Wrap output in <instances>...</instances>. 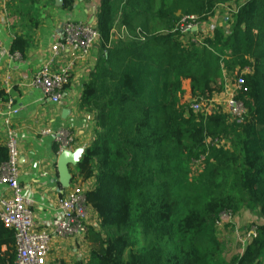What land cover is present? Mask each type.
Listing matches in <instances>:
<instances>
[{
	"label": "trees",
	"instance_id": "obj_1",
	"mask_svg": "<svg viewBox=\"0 0 264 264\" xmlns=\"http://www.w3.org/2000/svg\"><path fill=\"white\" fill-rule=\"evenodd\" d=\"M62 1L74 9L75 0ZM234 1L101 0L100 57L80 101L94 112L96 130L73 175L93 181L87 204L103 232L88 264H264V223L231 261L216 228L244 207L264 222V0L243 3L227 36L186 42L176 31L181 16L203 25ZM117 24L125 38L115 39ZM32 46L17 36L11 54L23 58ZM229 73L244 79L237 98L245 121L230 122L220 110L195 114L192 102L223 93ZM185 82L191 102L182 101ZM7 158L0 146V164ZM15 242L0 222V246L8 248L0 264H14Z\"/></svg>",
	"mask_w": 264,
	"mask_h": 264
},
{
	"label": "crops",
	"instance_id": "obj_2",
	"mask_svg": "<svg viewBox=\"0 0 264 264\" xmlns=\"http://www.w3.org/2000/svg\"><path fill=\"white\" fill-rule=\"evenodd\" d=\"M100 4L101 0H75L74 9L67 11L62 7L63 1L58 5L56 0H0V102L12 101L19 109V113L11 118L19 146V181L32 201L38 228L49 229L52 222L61 217L58 201L72 187L76 165L94 140L95 114L81 108L80 101L83 86L89 81L100 57L98 45L73 68L71 82L60 104H53L41 91L33 89L31 81L49 59L53 44L61 39L62 25L67 21L96 22ZM120 34L119 38H125L128 31L121 27ZM20 35L29 36L33 46L25 57L13 60L10 58L12 43ZM185 89L188 98L189 82L184 84ZM45 128H66L74 135L75 144L67 170L70 181L66 186L60 182L56 143L52 136L41 134ZM7 130L4 118L0 117V146L4 148ZM83 184L91 188L93 181ZM6 193V188H0V197ZM97 228L101 230L98 217L89 207L87 236L80 241L53 239L46 264H88L92 248L97 245L94 235L101 232ZM7 249L6 245L0 246V259L4 258Z\"/></svg>",
	"mask_w": 264,
	"mask_h": 264
},
{
	"label": "built area",
	"instance_id": "obj_3",
	"mask_svg": "<svg viewBox=\"0 0 264 264\" xmlns=\"http://www.w3.org/2000/svg\"><path fill=\"white\" fill-rule=\"evenodd\" d=\"M200 26L201 24H198L196 17L181 16L176 31L187 36L198 30ZM99 41L100 33L96 22H65L62 25L61 39L53 44L49 59L35 72L31 87L41 91L53 104H60L62 95L71 82L73 68L92 53ZM10 58L13 60L22 59L19 53L11 54ZM225 81V90L221 95H225L223 100H225L226 111L218 107V103L215 101L218 95L206 103L193 101L190 109L195 114L202 116L220 110L228 116L230 122L243 123L247 117V110L237 97L242 91H246L244 79L241 76H236L232 82L228 80V76H225ZM18 113L19 109L14 107L12 101L0 102V117L4 118V123L8 128L5 142L8 158L7 161L0 164V188L7 189V193L0 197V222L5 228L15 233L16 257L14 264H46L52 249L53 239L80 241L87 236L89 206L86 194L90 188H86L81 180L76 177L72 187L58 201L61 217L56 218L49 229L36 226L32 201L25 194V190L19 181L18 139L11 127V118ZM41 134L52 136L57 146L56 155L58 158L64 153L73 151L75 138L69 129L52 130L45 128ZM219 224L220 221L217 225ZM248 236L252 240L256 238V229L249 232Z\"/></svg>",
	"mask_w": 264,
	"mask_h": 264
},
{
	"label": "rangeland",
	"instance_id": "obj_4",
	"mask_svg": "<svg viewBox=\"0 0 264 264\" xmlns=\"http://www.w3.org/2000/svg\"><path fill=\"white\" fill-rule=\"evenodd\" d=\"M246 1L247 0H236L232 3L220 6L215 16L208 23L201 25L194 33L187 35L185 41L187 42L188 39L194 38L195 34H199V40H202L200 37L206 38L213 36L215 31H219L224 36H227L231 33L235 24V14L238 8ZM120 31L121 26L117 24L115 28V39H119V37H121ZM97 45L98 49L100 50V42ZM226 76H228V80H231L232 82L236 78V75L231 73L227 74ZM184 84L186 85V82ZM221 94L217 96L215 101L218 103V107L226 111L224 106L225 100H223L225 95L222 96ZM185 96H187V94ZM182 101L191 102L190 98H186L184 95L182 96ZM221 144L229 145L228 141H224ZM202 160L195 161L191 165L194 174H197L198 170H201ZM263 223L264 222L261 219L259 210L249 207L242 208V210L238 213L231 212L222 217L220 224L217 225L216 228L217 236L221 243L225 246V258L228 261H231L235 256L241 255L252 240L248 236L249 232L253 231ZM97 230L101 231L100 233H103L99 228H97ZM94 238V241H96L97 245L99 246L101 240L96 238L95 235ZM138 245L137 248H140L143 245V241H139Z\"/></svg>",
	"mask_w": 264,
	"mask_h": 264
},
{
	"label": "water",
	"instance_id": "obj_5",
	"mask_svg": "<svg viewBox=\"0 0 264 264\" xmlns=\"http://www.w3.org/2000/svg\"><path fill=\"white\" fill-rule=\"evenodd\" d=\"M58 5L62 4V0H56ZM70 152L64 153L61 155L59 160V174H60V182L62 185L66 186L68 185L70 178L67 174L68 166H69V160H70Z\"/></svg>",
	"mask_w": 264,
	"mask_h": 264
}]
</instances>
